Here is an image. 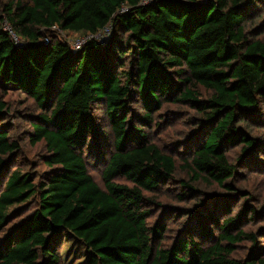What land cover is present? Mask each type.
<instances>
[{
	"label": "trees",
	"instance_id": "1",
	"mask_svg": "<svg viewBox=\"0 0 264 264\" xmlns=\"http://www.w3.org/2000/svg\"><path fill=\"white\" fill-rule=\"evenodd\" d=\"M261 5L264 0H0V85L21 90L41 108L25 134L32 144L44 143L47 167L37 183L12 170L20 138L0 122V232L9 207L36 199L0 238V264H61L58 247L67 235L85 246L83 264H264V258L232 256L235 243L255 239L239 229L248 205L230 217L231 201H222L221 223L214 209L207 211L161 246L166 217L148 223L143 193L168 183L176 169L146 132L165 103L187 104L203 116L191 157L196 178L231 190L224 182L236 165L224 148L248 152L237 159L244 168L256 157L249 125L264 110V37L250 36L255 31L246 23L262 15ZM57 29L85 35L81 47L53 38ZM195 85L210 96L199 99ZM9 102L1 96L0 121ZM96 105H103L104 121L93 113ZM89 157L104 164L103 187L87 170Z\"/></svg>",
	"mask_w": 264,
	"mask_h": 264
},
{
	"label": "rangeland",
	"instance_id": "2",
	"mask_svg": "<svg viewBox=\"0 0 264 264\" xmlns=\"http://www.w3.org/2000/svg\"><path fill=\"white\" fill-rule=\"evenodd\" d=\"M260 11L262 15L255 17L246 23L247 29L255 31L250 36L264 37V5ZM257 35V36H256ZM85 37L83 34L56 30L53 38L67 41L69 44L77 38ZM197 93L199 99H206L211 92L201 85L191 86ZM10 97L6 119L0 121L7 124L12 136L20 138V148L16 154L12 170H17L19 174H29L34 183L42 181L46 165L41 156L45 154L44 143L29 142L26 131L31 129L30 120L32 116L37 115L42 110L21 90L6 88L0 85L1 96ZM134 111L141 112L137 105L133 106ZM103 105H96L93 113L104 121ZM154 122L151 127L146 128L149 138L164 153L171 155L175 160V172L172 179L158 186L153 191H144L145 205L149 209L150 216L148 223H152L162 217H166L165 237L161 241V246L169 245L177 235V232L184 227L193 226L195 220L201 214H207V211L214 209V216L220 220L222 217L220 203L225 200L231 201L230 217L235 216L244 210L248 205L250 208L245 211L244 218L239 222V229L247 233H253L255 239H241L234 245L232 256L243 261H251L256 258H264V110L262 118L253 121L250 126V133L258 142L256 157H250L252 161L249 167H241L238 164L241 153L240 146H229L224 148L229 163L236 165L233 176L227 179L224 184L230 185L228 190L223 185L218 184L211 178L202 175L195 177V172L191 167V157L196 143L202 135L198 119L203 118L201 114L193 110L187 104L165 103L163 107L153 114ZM104 130L109 135V128ZM112 139L109 138L110 146ZM112 150V147H108ZM104 164L92 157L87 158V170L94 181L103 187L101 172ZM117 182L130 184L122 177L116 179ZM192 186L190 191L185 185ZM35 197L28 201L15 204L7 209V225L0 232V238L6 233V230L19 223L36 206ZM251 210V211H250ZM212 230L215 227L211 225ZM61 264H83L86 257V250L83 243L71 235L64 237L58 247Z\"/></svg>",
	"mask_w": 264,
	"mask_h": 264
},
{
	"label": "built area",
	"instance_id": "3",
	"mask_svg": "<svg viewBox=\"0 0 264 264\" xmlns=\"http://www.w3.org/2000/svg\"><path fill=\"white\" fill-rule=\"evenodd\" d=\"M12 36H13L15 41L19 42V38H17L13 33H12ZM87 37H90V36H87ZM84 39H85L84 37L75 39V41L70 42V47L72 49H75V50L79 49L81 47L82 43L84 42Z\"/></svg>",
	"mask_w": 264,
	"mask_h": 264
}]
</instances>
